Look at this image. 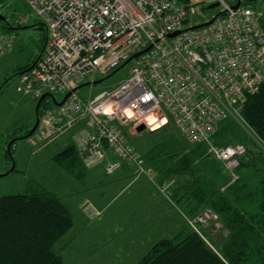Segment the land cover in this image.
<instances>
[{
    "label": "built area",
    "instance_id": "2783aa9c",
    "mask_svg": "<svg viewBox=\"0 0 264 264\" xmlns=\"http://www.w3.org/2000/svg\"><path fill=\"white\" fill-rule=\"evenodd\" d=\"M24 1L43 18L49 37L39 60L20 74L18 91L36 100L44 93L57 98V93L93 84L98 74L135 61L132 74L114 88L87 99L76 90L62 105L44 108L34 131L37 140L51 144L83 119L88 127L74 140L88 166L104 160L108 175L127 165L135 175L157 180L122 126L132 122L136 128L145 124L156 130L172 124L189 141L206 143L208 153L222 161L233 178L239 177L246 146L219 147L212 137L228 117L243 124L241 108L247 95L264 83V13L253 0H241L237 8L238 0ZM215 3L220 12L203 22L206 25L191 28L203 24L192 21L216 8L210 7ZM29 18L23 14L17 22L21 26ZM3 22L0 58L13 41ZM153 114L157 119L151 124ZM167 185H161L164 191ZM183 215L213 247L202 230L209 219L199 215L195 226Z\"/></svg>",
    "mask_w": 264,
    "mask_h": 264
},
{
    "label": "rangeland",
    "instance_id": "374dc122",
    "mask_svg": "<svg viewBox=\"0 0 264 264\" xmlns=\"http://www.w3.org/2000/svg\"><path fill=\"white\" fill-rule=\"evenodd\" d=\"M252 2L264 13V0ZM0 9L9 21L7 27L10 26L5 28L2 24L3 28L13 37L11 47L0 58V195L26 193L29 188L40 184L68 204L74 215V225L56 244V250L62 254L65 264H136L158 240L173 237L181 227L186 226L182 213H189L173 197L172 182L166 183L169 185L164 191L158 180L147 176L134 173L122 176L115 174L118 170L114 175H106L104 160L96 164L102 168L104 166L103 171H99L98 175L89 173L83 182L58 165L55 154L74 141L75 134L88 127L83 119H78L72 129L48 145L37 140L34 133L30 137L17 139L13 144V159L6 156L12 140L21 137L20 133L36 122L38 102L29 93L18 91L20 74H15L14 68L24 66L40 55L48 30L43 18L26 6L24 0H4L0 3ZM220 10V7L206 9L200 18L194 17L192 24L207 22ZM23 14H29L30 18L20 27L17 18ZM134 65L135 61L132 60L112 75L98 74L96 80L104 78L102 82L84 86L77 94L87 99L114 88L132 74ZM9 75L11 78L5 85L4 78ZM64 95L56 94L59 100ZM232 120L235 119L228 117L223 124ZM122 130L141 154L150 148L152 137L149 129L138 132L131 122L123 125ZM256 143L255 139L249 138L248 161L258 158ZM104 146L108 149L105 143ZM252 150L254 153H251ZM83 158L85 161L84 155ZM246 173L247 179L241 184L247 183L248 191L255 192L258 198V174ZM230 176L231 183L240 179V174L238 178H233L232 173ZM199 215L209 219V222L211 219L217 229H222L218 216L210 209ZM188 216L194 222L195 218H200ZM195 226H198L196 222ZM221 231L223 235L228 234L226 229ZM212 238L217 241L214 236ZM209 241L216 248L215 243Z\"/></svg>",
    "mask_w": 264,
    "mask_h": 264
},
{
    "label": "trees",
    "instance_id": "16d2710c",
    "mask_svg": "<svg viewBox=\"0 0 264 264\" xmlns=\"http://www.w3.org/2000/svg\"><path fill=\"white\" fill-rule=\"evenodd\" d=\"M48 37L47 33L40 55L24 66L15 67V74L25 72L39 60ZM10 78L6 76L3 83L6 85ZM49 98L42 101L39 116L44 108L52 106ZM241 117L242 125L236 120L223 124L227 119L224 120L212 137L219 147L230 144L247 147L237 170L240 179L234 183L222 162L208 153L206 143L189 141L172 124L148 131L152 144L143 156L155 170L158 182H172L173 197L191 216L203 214L207 209L213 211L221 230H228V234L219 244V237L210 234L217 229L211 219L208 225L201 226L215 243L216 248L212 247L182 213L186 226L173 237L158 240L136 264H264V83L257 92L247 95ZM34 123L20 135H26ZM250 137L257 142L258 158L248 161ZM17 139L6 150V156L12 159ZM54 159L78 180H86L87 166L75 140L56 153ZM246 172L258 174V198L255 192L248 191L247 183L241 184L247 179ZM73 225L74 215L68 204L40 184L26 193L0 195V264H65L56 244Z\"/></svg>",
    "mask_w": 264,
    "mask_h": 264
},
{
    "label": "water",
    "instance_id": "95a60500",
    "mask_svg": "<svg viewBox=\"0 0 264 264\" xmlns=\"http://www.w3.org/2000/svg\"><path fill=\"white\" fill-rule=\"evenodd\" d=\"M240 2H241V0H238V2L236 3V5H234V7L235 8H237L239 5H240ZM216 6H218V3H215V4H213V5H211L210 7H216ZM0 20L1 21H4V22H6L7 23V25H9V21L7 20V17L6 16H4V15H0ZM186 22H188V19H185L184 20V23H186ZM210 22V21H209ZM209 22H207V23H209ZM207 23H203V24H199V25H195V26H193V27H191V28H198V27H202V26H204V25H206ZM24 27H28V26H24ZM174 34H176V33H173L172 35H174ZM133 58V57H132ZM132 58H130V60L132 59ZM129 60V61H130ZM113 73H111V75H112ZM110 76V75H109ZM104 80V78L103 79H100V80H95L93 83H99V82H102ZM90 83L89 82H85V83H82V84H80L78 87H76L75 89H73L72 91H70V92H68V93H66L65 95H64V97H63V99H61V100H58L53 94H51V93H44L40 98H39V100H38V102H37V106H36V122H35V124H34V126L31 128V130L26 134V135H22L21 137H17L18 139H22V138H27V137H30V136H32V134L34 133V131L36 130V128H37V126H38V124H39V119H40V116H39V109H40V105H41V103H42V101L47 97V96H50L51 97V99H52V101H53V103L55 104V105H62L66 100H67V98L70 96V94L72 93V92H74V91H76V90H79V89H81V88H83L84 86H87V85H89ZM146 129V125L145 124H140V125H138L137 126V128H136V130L138 131V132H142L143 130H145ZM13 141V140H12ZM11 144V143H10ZM10 144H9V146H10ZM8 172H6L5 174H7ZM210 234L211 235H217L218 237H219V239H218V243L220 244L222 241H223V239H224V235H223V233H221V232H219V230H211L210 231Z\"/></svg>",
    "mask_w": 264,
    "mask_h": 264
},
{
    "label": "crops",
    "instance_id": "0c3cea01",
    "mask_svg": "<svg viewBox=\"0 0 264 264\" xmlns=\"http://www.w3.org/2000/svg\"><path fill=\"white\" fill-rule=\"evenodd\" d=\"M76 135V134H75ZM75 135H74V138H75ZM108 157L110 158V159H115V156H114V154L112 153V152H109L108 153ZM103 165V164H102ZM101 165H95V166H92V167H87V175L86 176H88V174L89 173H91V174H96V175H98V172L99 171H103V169H104V166H103V168L102 167H100ZM104 173L106 174V175H108L106 172H105V170H104ZM121 174L122 176H131V175H133V171H132V169L129 167V166H127V165H123L115 174ZM114 175V174H113ZM184 220V219H183ZM183 222V221H182ZM185 222V221H184Z\"/></svg>",
    "mask_w": 264,
    "mask_h": 264
},
{
    "label": "bare ground",
    "instance_id": "6f19581e",
    "mask_svg": "<svg viewBox=\"0 0 264 264\" xmlns=\"http://www.w3.org/2000/svg\"><path fill=\"white\" fill-rule=\"evenodd\" d=\"M156 119H157V116L153 114V115H151V116L149 117L148 120H149V121L151 122V124H152V123H155V122H156Z\"/></svg>",
    "mask_w": 264,
    "mask_h": 264
},
{
    "label": "flooded vegetation",
    "instance_id": "af4514ba",
    "mask_svg": "<svg viewBox=\"0 0 264 264\" xmlns=\"http://www.w3.org/2000/svg\"><path fill=\"white\" fill-rule=\"evenodd\" d=\"M253 1H257V0H253ZM7 17V16H6ZM0 89L2 90V88L0 87Z\"/></svg>",
    "mask_w": 264,
    "mask_h": 264
}]
</instances>
